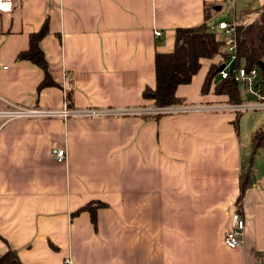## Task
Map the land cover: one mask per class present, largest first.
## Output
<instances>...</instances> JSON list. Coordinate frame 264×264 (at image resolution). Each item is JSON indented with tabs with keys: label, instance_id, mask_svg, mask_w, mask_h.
<instances>
[{
	"label": "crops",
	"instance_id": "1",
	"mask_svg": "<svg viewBox=\"0 0 264 264\" xmlns=\"http://www.w3.org/2000/svg\"><path fill=\"white\" fill-rule=\"evenodd\" d=\"M263 3L12 0L0 12V107L2 98L49 109L151 108L141 90L153 88L154 54L172 50L176 28L200 23L208 4L216 24L223 7L232 18L247 10L248 21ZM44 21L39 47L55 84L37 90L43 70L17 54ZM215 61L201 59L190 82L176 86L181 103L227 101L215 81L200 89ZM247 121L227 110L10 119L0 128V254L9 249L23 264H258L264 148L236 201L251 134L261 127ZM54 148L65 149L64 161L53 159ZM93 200L105 203L94 224L86 209L72 214ZM236 210L244 234L230 249L222 238Z\"/></svg>",
	"mask_w": 264,
	"mask_h": 264
},
{
	"label": "trees",
	"instance_id": "2",
	"mask_svg": "<svg viewBox=\"0 0 264 264\" xmlns=\"http://www.w3.org/2000/svg\"><path fill=\"white\" fill-rule=\"evenodd\" d=\"M255 17L251 21H245L247 10L240 11L238 17L228 19L232 21L233 45H234V66H243L246 69L252 68L264 57V3L253 10ZM203 20L190 27H180L174 30L172 50L167 52H155L153 88L144 87L142 97L151 101L153 106H168L180 104L182 101L175 95V88L182 83H189L192 76L201 66V59H212L216 55L225 57L224 44L225 37L221 31L210 28L211 13L210 4L203 8ZM48 31L47 22L28 35V46L17 54V59H26L39 66L44 74L38 83L37 90L43 86L55 84L50 79L47 71L43 51L39 47V41ZM220 62H210L204 80L201 84V92L205 93L213 82V77L217 73ZM212 89L216 94L227 95L228 102H239L242 98L238 84L231 78L218 79L213 83ZM161 114H154L158 116ZM238 117L234 119V125ZM250 153L242 165L239 183L237 203L240 207V200L245 188L251 183V169L254 162V155L257 149L264 148V126L256 128L251 134ZM105 206L102 201H89L85 205L77 208L72 214L80 211L89 212L90 221L94 222L95 212L99 207ZM239 209V208H237ZM0 264H23L17 254L11 250H6L0 254Z\"/></svg>",
	"mask_w": 264,
	"mask_h": 264
},
{
	"label": "built area",
	"instance_id": "3",
	"mask_svg": "<svg viewBox=\"0 0 264 264\" xmlns=\"http://www.w3.org/2000/svg\"><path fill=\"white\" fill-rule=\"evenodd\" d=\"M12 0H0V12H7L11 10ZM232 21L223 19L216 24H212L210 28L221 31L225 37V46L223 53L225 57L217 55L216 62L223 64L220 70H217L218 79H225L231 77L241 88L244 98L239 102L223 103H200V104H175L168 106H153L151 108H120V107H82L69 108L62 106L61 108H43V107H27L19 106L14 103H9L1 98L5 105L0 107V128L10 119L13 118H49L59 116L66 118L68 116L76 118L88 117H111L112 115H154V114H169V113H183V112H219L230 111L240 113L241 110L255 109V107L264 109V57L257 62L252 68L246 69L243 66H234V45H233V30ZM155 35H160L159 31H154ZM6 68L5 66H1ZM69 79V74L66 75ZM250 96L249 99L245 97ZM53 159L64 161L66 151L64 148H54L51 150ZM230 227L224 232L222 243L227 248L240 247L243 239L244 220L240 217L238 211H234L230 215ZM259 263L264 264V253L258 257ZM64 264H72L69 257L63 259Z\"/></svg>",
	"mask_w": 264,
	"mask_h": 264
},
{
	"label": "rangeland",
	"instance_id": "4",
	"mask_svg": "<svg viewBox=\"0 0 264 264\" xmlns=\"http://www.w3.org/2000/svg\"><path fill=\"white\" fill-rule=\"evenodd\" d=\"M217 16L221 19L232 18L229 10L225 7H223L221 10H219L217 12ZM254 17H255V15L252 14V16L249 17L248 21H251ZM217 57L218 56L216 55V58ZM216 80H218V74H215L213 77V81H216ZM238 88L240 90L241 98H244V95L242 94L241 88L239 86H238ZM245 98L249 99L250 96L245 97ZM241 112H242V116H244L245 119L249 120V121H247L248 123H255L256 122V123H258L259 126L264 125V109L255 107V109H245V110H241Z\"/></svg>",
	"mask_w": 264,
	"mask_h": 264
},
{
	"label": "water",
	"instance_id": "5",
	"mask_svg": "<svg viewBox=\"0 0 264 264\" xmlns=\"http://www.w3.org/2000/svg\"><path fill=\"white\" fill-rule=\"evenodd\" d=\"M215 9H218V8H215ZM223 67V64H219V66L217 67V70H220L221 68Z\"/></svg>",
	"mask_w": 264,
	"mask_h": 264
}]
</instances>
